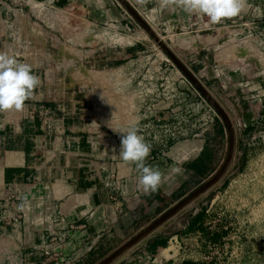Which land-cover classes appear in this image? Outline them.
I'll use <instances>...</instances> for the list:
<instances>
[{
	"label": "crops",
	"instance_id": "0c3cea01",
	"mask_svg": "<svg viewBox=\"0 0 264 264\" xmlns=\"http://www.w3.org/2000/svg\"><path fill=\"white\" fill-rule=\"evenodd\" d=\"M127 1L153 29L165 33L181 60L182 48L186 51L189 46H199L197 32L203 24L198 13L185 10L184 0ZM35 2H41L45 12L76 7L90 30L131 23L129 13L118 0H0V53L29 64L40 79L22 110L0 111V215L8 214L7 218H0V256L18 255L19 249L21 255L41 257L39 248L63 233L67 234L64 239L69 248L89 240L92 245L87 252L92 253L93 244L110 229L132 223L181 197L188 176L202 179L211 174L220 161V153L209 147L214 145L207 143L202 131L167 148L150 144L145 164L161 171L162 182L154 192L143 191L136 164L124 161L119 153L122 135L108 129L99 118L86 116L85 109L76 106V90L68 82L70 70L59 57L58 29L47 23ZM210 25L217 32H231L235 27H217L211 21ZM182 31L190 40L186 47L182 46ZM86 46L79 51L88 53L89 58L84 61L72 56L73 63L100 61L103 67L109 62L118 66L138 54L135 43H130L109 50L120 54L125 49L126 58L102 60L96 57V49ZM198 55L196 61L186 60V66L202 75L206 83L216 79L211 76L212 64L209 65L215 58H207L205 53ZM186 82L182 79L179 84L192 93ZM222 134L219 131L216 141L219 137L225 140L226 135ZM112 193H116L114 202L110 199ZM15 197L22 214L12 221L16 206L10 207L9 202ZM58 209L62 217H56ZM171 237L182 243V229L147 243L141 253L150 264H182V257L178 259L166 246ZM69 252L70 249L64 250ZM87 252L72 264H86ZM0 264L6 262L0 259Z\"/></svg>",
	"mask_w": 264,
	"mask_h": 264
},
{
	"label": "rangeland",
	"instance_id": "374dc122",
	"mask_svg": "<svg viewBox=\"0 0 264 264\" xmlns=\"http://www.w3.org/2000/svg\"><path fill=\"white\" fill-rule=\"evenodd\" d=\"M242 4L239 15L215 25L237 28L217 32L211 30L210 23L202 25L197 32L199 46L195 48L192 44L186 51L182 48V60L164 37L165 33L154 27L184 64L186 60L196 61L198 54L215 58L209 65L212 64L211 76L216 79L206 83L202 75L193 74L232 122L235 152L227 172L214 186L128 250L120 262L150 264L141 253L147 243L154 237L163 239L182 229V261L187 264H264V0H242ZM38 9L47 17V23L58 29L59 57L62 65L70 70L68 82L76 90V106L84 108L86 116L99 118L108 129L121 135L114 130L148 127L149 134L156 135L155 141L167 132L176 135L177 141L202 131L207 143L214 145L209 147L220 153V161L211 174L202 179L188 176L181 197L169 200L163 209L132 223L110 229L93 244L92 253L87 252L91 242L85 240L70 255L61 251L49 259L33 255L0 256L6 264H67L74 257L69 263L72 264L87 252L86 264H97L220 168L228 149L227 130L218 113L188 80L186 83L193 94L180 86L183 78L176 77L182 72L132 16L127 25L90 30L76 7L47 9L46 12L42 6ZM140 16L147 22L144 15ZM184 32L182 46L186 47L190 40L184 37ZM130 43H135L138 54L129 63L124 60L117 66L108 61L103 67L100 61L83 65L72 61L74 56L84 61L89 58L88 53L79 51L86 45V49L88 45L93 51L96 49V57L102 60L126 58L125 49L120 54L109 50ZM219 131L226 135L225 140L219 137L216 141ZM139 133H143L145 139L146 132ZM153 144L160 148L169 146Z\"/></svg>",
	"mask_w": 264,
	"mask_h": 264
},
{
	"label": "clouds",
	"instance_id": "9594fccd",
	"mask_svg": "<svg viewBox=\"0 0 264 264\" xmlns=\"http://www.w3.org/2000/svg\"><path fill=\"white\" fill-rule=\"evenodd\" d=\"M184 8L206 16L212 23L236 17L242 11V0H184ZM40 79L29 64L20 63L6 53H0V111L22 110ZM122 133L120 155L126 162L135 163L140 172L139 186L145 192H154L162 182L159 169L146 165L145 160L151 151L136 128ZM178 170V169H177Z\"/></svg>",
	"mask_w": 264,
	"mask_h": 264
},
{
	"label": "water",
	"instance_id": "95a60500",
	"mask_svg": "<svg viewBox=\"0 0 264 264\" xmlns=\"http://www.w3.org/2000/svg\"><path fill=\"white\" fill-rule=\"evenodd\" d=\"M118 2L124 7V9L134 18V20L145 30V32L154 40L155 43L164 51L174 65L182 72L186 79L198 90V92L206 99V101L213 107L218 115L223 120L228 136V149L225 158L218 170H216L210 177H208L203 183L197 186L190 193L181 198L177 203L157 215L152 221L145 225L140 231L135 233L127 241L122 243L113 252L101 259L97 264H117L123 258L124 254L137 245L141 240L151 234L156 228L164 224L179 210L185 207L189 202L197 198L202 193L206 192L212 186H214L227 172L235 152L236 136L233 129V124L230 121L227 113L223 107L214 99V97L204 88L202 83L195 77L193 72L174 54L170 47L162 41L159 35L134 9L127 0H118Z\"/></svg>",
	"mask_w": 264,
	"mask_h": 264
},
{
	"label": "built area",
	"instance_id": "2783aa9c",
	"mask_svg": "<svg viewBox=\"0 0 264 264\" xmlns=\"http://www.w3.org/2000/svg\"><path fill=\"white\" fill-rule=\"evenodd\" d=\"M36 4L38 7L39 6L43 7L41 2H37ZM197 18L200 20V22L203 25L210 23L209 19L206 16H203L201 14H198ZM166 61L169 63V65H172L174 67V65L168 59H166ZM180 77H182L185 81H187L186 77L183 76L181 73L179 74V78ZM155 125L158 126L159 124L156 123ZM147 128L136 127L138 133L141 131L146 132L145 141L149 144H153V143L158 142L159 144H162V145H165V144L169 145L172 141H175L176 139H178L176 135L169 134V132H167L166 134L163 135L162 138L158 139L159 141H155L157 138L156 135L155 134L150 135L151 133ZM167 130L168 129H166V131ZM139 134L144 136L143 133H139ZM110 199L114 202L116 200V193H112L110 195ZM17 203H18V197L12 198L11 201L9 202L10 207H12L13 205L16 206V209H14L15 211L13 213V216L11 217L12 221H15L16 218L21 217V214H22L20 209L17 207ZM56 214H57L56 217H62V213L60 212L59 209H58ZM7 217H8V214L5 215L4 213H2L0 215L1 219L7 218ZM0 229L2 230L3 228H0ZM66 236H67V234L63 233L62 235L51 237L49 243L43 244L42 247L39 248L41 256L42 257L45 256L47 259H49L53 256L59 255L61 253V251L63 253L64 250H66V249H70V252L67 254L66 253H64V254L70 255L71 253H73V250L76 248V245L72 248H69L67 241L64 239ZM53 242H55V243H53ZM166 246L169 248V252H171L172 254L174 253V255L178 257V259L182 257V256H180L181 252H182V243H180V241H178L176 238H173V237L169 238ZM88 249H90V247H88ZM20 253H21V251L19 249H16V254L21 255ZM73 260H74V257L71 258L70 261H68L66 263L69 264ZM42 264H44V262H42Z\"/></svg>",
	"mask_w": 264,
	"mask_h": 264
},
{
	"label": "trees",
	"instance_id": "16d2710c",
	"mask_svg": "<svg viewBox=\"0 0 264 264\" xmlns=\"http://www.w3.org/2000/svg\"><path fill=\"white\" fill-rule=\"evenodd\" d=\"M182 264H187V261L183 260L182 261ZM192 264H194V263H192Z\"/></svg>",
	"mask_w": 264,
	"mask_h": 264
},
{
	"label": "bare ground",
	"instance_id": "6f19581e",
	"mask_svg": "<svg viewBox=\"0 0 264 264\" xmlns=\"http://www.w3.org/2000/svg\"><path fill=\"white\" fill-rule=\"evenodd\" d=\"M157 229V228H156Z\"/></svg>",
	"mask_w": 264,
	"mask_h": 264
}]
</instances>
